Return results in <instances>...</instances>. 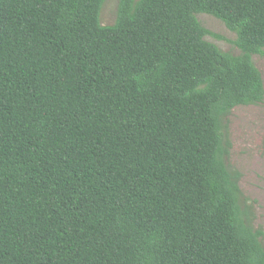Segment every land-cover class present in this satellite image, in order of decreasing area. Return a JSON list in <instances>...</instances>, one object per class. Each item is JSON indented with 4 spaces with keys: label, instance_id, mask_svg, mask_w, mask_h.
Listing matches in <instances>:
<instances>
[{
    "label": "trees",
    "instance_id": "16d2710c",
    "mask_svg": "<svg viewBox=\"0 0 264 264\" xmlns=\"http://www.w3.org/2000/svg\"><path fill=\"white\" fill-rule=\"evenodd\" d=\"M105 1L0 0V264H264L229 162L264 0Z\"/></svg>",
    "mask_w": 264,
    "mask_h": 264
},
{
    "label": "rangeland",
    "instance_id": "374dc122",
    "mask_svg": "<svg viewBox=\"0 0 264 264\" xmlns=\"http://www.w3.org/2000/svg\"><path fill=\"white\" fill-rule=\"evenodd\" d=\"M119 0H106L102 11L103 24H113L117 17ZM198 19L210 31L208 41L222 50L238 54L237 34L223 20L198 13ZM254 61L264 80V55L255 54ZM232 142L229 162L240 170V185L244 193L254 200L255 225L264 230V101L257 104L238 105L230 116ZM264 242V237H263Z\"/></svg>",
    "mask_w": 264,
    "mask_h": 264
}]
</instances>
